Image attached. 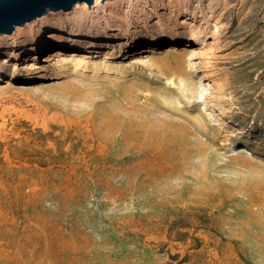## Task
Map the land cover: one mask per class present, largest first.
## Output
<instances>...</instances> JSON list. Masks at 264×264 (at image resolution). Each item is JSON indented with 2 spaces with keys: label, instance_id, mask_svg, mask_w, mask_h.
I'll return each instance as SVG.
<instances>
[{
  "label": "rangeland",
  "instance_id": "374dc122",
  "mask_svg": "<svg viewBox=\"0 0 264 264\" xmlns=\"http://www.w3.org/2000/svg\"><path fill=\"white\" fill-rule=\"evenodd\" d=\"M101 1L0 59V264H264V0Z\"/></svg>",
  "mask_w": 264,
  "mask_h": 264
},
{
  "label": "bare ground",
  "instance_id": "6f19581e",
  "mask_svg": "<svg viewBox=\"0 0 264 264\" xmlns=\"http://www.w3.org/2000/svg\"><path fill=\"white\" fill-rule=\"evenodd\" d=\"M97 1L95 0V3ZM73 8L76 18L72 20L74 22L69 23L70 27L65 25L66 21L64 16L66 14L59 10L57 12L49 11L45 13V16L33 20L31 24H25L23 28L17 26L8 35L0 34V59L12 58L14 62L12 71L5 79L8 84L20 78V76L23 79H30L37 76L33 72L35 67L38 66L42 57L50 56L54 50H85L101 44L104 41L105 38L97 37L94 34H90L86 39L76 37L78 34L71 30L74 27L82 26V20L77 13L82 9V6L74 5ZM178 42V38L168 39L167 37H162L154 42L150 41L143 47L146 53H154L163 46L176 48ZM202 42V38L199 35H195L187 43L189 47H193ZM24 52H28V55L26 56L24 73L21 74L18 71L17 63L18 58Z\"/></svg>",
  "mask_w": 264,
  "mask_h": 264
},
{
  "label": "water",
  "instance_id": "95a60500",
  "mask_svg": "<svg viewBox=\"0 0 264 264\" xmlns=\"http://www.w3.org/2000/svg\"><path fill=\"white\" fill-rule=\"evenodd\" d=\"M82 2L90 6L93 0H0V34H10L16 26L49 11L69 10Z\"/></svg>",
  "mask_w": 264,
  "mask_h": 264
}]
</instances>
